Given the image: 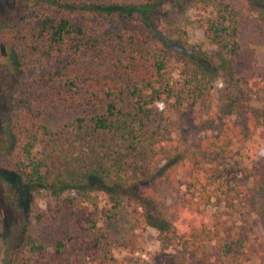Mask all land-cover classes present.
I'll list each match as a JSON object with an SVG mask.
<instances>
[{
    "label": "trees",
    "instance_id": "trees-1",
    "mask_svg": "<svg viewBox=\"0 0 264 264\" xmlns=\"http://www.w3.org/2000/svg\"><path fill=\"white\" fill-rule=\"evenodd\" d=\"M250 1L264 34V0ZM190 8L213 51L190 42ZM243 23L226 0H37L0 27L18 66L0 158L25 192L1 264H122L89 206L101 193L176 249L167 264H264L249 235L264 164L237 165L264 136L236 74Z\"/></svg>",
    "mask_w": 264,
    "mask_h": 264
},
{
    "label": "rangeland",
    "instance_id": "rangeland-1",
    "mask_svg": "<svg viewBox=\"0 0 264 264\" xmlns=\"http://www.w3.org/2000/svg\"><path fill=\"white\" fill-rule=\"evenodd\" d=\"M37 0H0V27L9 21L17 19L23 11L32 6ZM107 3L141 4L142 0H102ZM235 6L243 15L244 23L241 29V51L237 61L236 74L239 78L253 80L252 93L248 95L249 103L258 109L264 110V34L255 21V15L250 0H226ZM212 13V10L208 14ZM189 20L188 30L190 42L213 51L208 40L204 17L206 14L198 9L187 10ZM86 65L99 69L97 63L83 58ZM18 66L16 57L9 49L0 43V147L3 140L5 115L8 109L11 87L17 79ZM177 78V77H176ZM251 150V151H250ZM241 156L237 160L240 170H243L253 160L264 164V136L256 138L253 143L240 146ZM5 157L0 158V264L3 259L6 241L13 235L18 224L15 203L24 212V191L18 190L20 182L15 175L5 167ZM23 192V193H22ZM23 194V196H22ZM17 201V202H16ZM45 207V202H41ZM15 206L17 204H14ZM98 214V229L106 233L114 243V257L122 264H167V261L180 255L175 248L163 250L159 240V233L144 225L138 212L130 208L113 209L107 198L101 193L89 204ZM210 214H223L224 209H209ZM250 231V248L254 252L253 258L260 261L264 258V223L260 218H253ZM261 254V255H260ZM177 260V259H176ZM257 264V263H256Z\"/></svg>",
    "mask_w": 264,
    "mask_h": 264
}]
</instances>
